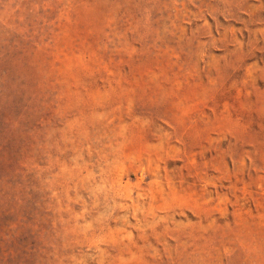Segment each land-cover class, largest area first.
I'll return each mask as SVG.
<instances>
[{
    "label": "rangeland",
    "instance_id": "obj_1",
    "mask_svg": "<svg viewBox=\"0 0 264 264\" xmlns=\"http://www.w3.org/2000/svg\"><path fill=\"white\" fill-rule=\"evenodd\" d=\"M0 264H264V0H0Z\"/></svg>",
    "mask_w": 264,
    "mask_h": 264
}]
</instances>
